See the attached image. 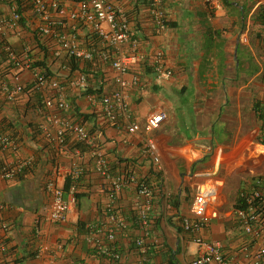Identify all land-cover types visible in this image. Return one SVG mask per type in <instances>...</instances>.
<instances>
[{
  "label": "crops",
  "instance_id": "0c3cea01",
  "mask_svg": "<svg viewBox=\"0 0 264 264\" xmlns=\"http://www.w3.org/2000/svg\"><path fill=\"white\" fill-rule=\"evenodd\" d=\"M109 1L127 11L136 41L138 60L130 74H137L140 83L129 93L132 121L143 124L157 108L165 109L168 119L151 133L129 134L108 125L99 105L92 106L87 93L71 87L77 73L66 76L59 64L51 68L52 74L61 73L57 96L71 103L69 109L48 111L40 94L29 91V82L25 92L10 102L2 86H13L15 70L7 68L8 74L0 78V132L13 138L17 147L0 149V168L24 158H32V165L19 177L0 178V199L7 205L0 215V264H141L142 260L191 264L198 246L180 226L179 217L191 215L195 191L201 186L217 191L201 236L221 245L226 264H243L244 246L253 250L264 244V237L245 233L235 208L252 177L264 172L259 117L264 112V0H220L215 8L205 0H166L164 30L153 23L146 0ZM71 2L66 6L72 7ZM8 5L0 3V15L7 13ZM25 13L28 16L29 10ZM81 37L86 45L91 35L85 29ZM21 38L18 46L31 45L33 28L27 25ZM129 46L125 45L128 52ZM159 51L165 68L173 72L167 80L155 73L154 56ZM86 72L90 91L106 93L116 87L109 65L86 66ZM50 114L80 122L98 134L113 176L129 172L127 184L112 200V180L101 175L95 158L85 152L86 172L78 186L82 198L63 224L44 218L51 199L46 183L57 172L59 185L64 186L75 157L45 137L44 128H57ZM146 140L165 166L160 174L145 153ZM146 180L152 188V205L144 251L136 238L145 234L139 211L146 199L139 195L138 183ZM113 217L125 226L116 229V239L110 242L107 233L115 226ZM98 241L116 246L121 258L100 254ZM41 245L47 250L39 255Z\"/></svg>",
  "mask_w": 264,
  "mask_h": 264
},
{
  "label": "built area",
  "instance_id": "2783aa9c",
  "mask_svg": "<svg viewBox=\"0 0 264 264\" xmlns=\"http://www.w3.org/2000/svg\"><path fill=\"white\" fill-rule=\"evenodd\" d=\"M66 1L69 0H26L20 8L16 2H12L8 5L7 13L0 15V62L3 66L15 70L13 86L8 83H3L2 86L6 98L10 102L15 101L25 92L29 82L32 84V91L40 94L43 105L48 111L67 110L69 105L65 98L57 96L61 90V73L54 75L51 68L59 64L60 70L65 71L68 76L72 71V62H76L77 74L70 81L71 87L87 93L86 98L92 106L99 105V114L108 125L124 129L129 134L142 131L151 133L158 130L168 119V113L163 108L151 112L143 124L132 121L129 93L139 86L140 77L134 73L130 74L133 64L138 60V54L135 52L136 41L131 38L132 30L127 11L109 0H71L72 7H67ZM165 2L166 0H147L151 19L160 30L167 27L168 15ZM205 2L215 8L219 6L220 0H205ZM26 10H29L28 16ZM27 25L33 28V43L31 45L25 43L20 47L17 44L22 39V31ZM85 29L91 37L87 40V44L83 45L81 31ZM12 36L17 38L15 42L12 41ZM128 43L131 49L129 52L125 50V45ZM154 58L157 78L167 80L172 77V70L165 68L163 64V53L157 52ZM97 63L109 65L115 72L116 87L110 92H93L89 89L90 80L86 66ZM259 113L264 114V112ZM50 121L57 128L54 131L48 127L44 128L45 137L57 144L63 152H70L75 157L66 176L73 182L67 191L68 197H65L64 186L59 185L57 172L46 183V191L51 199L44 218L53 223L63 224L68 221L71 208L78 202L77 181L86 172L84 153L80 149H71V138L68 142V137H73L77 142L85 143L90 147L89 153L95 158L101 175L112 180L109 188V197L112 200L123 190L128 176L126 172L117 176L111 174L109 163L98 143V134L91 132L80 123L55 118L52 114ZM261 141L264 143L263 133ZM145 142L147 143V140ZM16 147L17 143L13 138L0 132V149ZM145 153L152 158L155 171L164 172L165 166L153 143H147ZM31 164L32 158H24L13 165L3 166L0 168V178H13ZM58 170L59 168L56 171ZM256 183L259 184L260 180L257 179ZM138 193L146 199L139 211L145 234L136 238V245L140 250L145 251L146 237L150 231L148 213L152 205V188L145 181H140ZM242 193L243 196L245 193L243 191ZM216 196L217 191L214 188L199 187L191 204V215L179 217L183 230L198 246L197 255L191 264H226L221 245L205 240L200 234L209 221L207 211ZM244 198L246 207L236 209L241 227L247 235L256 239L264 237V188H256ZM6 210V203L0 199V215ZM113 219L115 226L107 233L110 242L116 239V229L125 226L123 220H118L117 217ZM4 227H7L6 224ZM46 250V245H41L38 250L39 255ZM98 250L104 256L108 255L116 260L121 258L113 246H106L101 241H98ZM240 253L244 259L243 264H264V244L253 250L248 245L244 246ZM141 264L151 263L142 260Z\"/></svg>",
  "mask_w": 264,
  "mask_h": 264
},
{
  "label": "trees",
  "instance_id": "16d2710c",
  "mask_svg": "<svg viewBox=\"0 0 264 264\" xmlns=\"http://www.w3.org/2000/svg\"><path fill=\"white\" fill-rule=\"evenodd\" d=\"M2 1H6L7 2V4H12V2H16L17 3V5L19 6V8L26 2V0H0V3H2ZM146 2H147V0H146ZM261 17H262V20H263V22H264V5L262 6V8H261ZM22 24L24 25V22L22 21ZM168 24V21L166 22V25ZM77 64L78 63H76V62H72V71H71V74H74L75 72H76V68L78 67L77 66ZM85 67V66H84ZM7 66H3V63L2 62H0V78H4V76H2V74L3 75H6V74H8V72H7ZM29 91L31 92V93H33V91H32V86H31V88H29ZM66 102L68 103V105L69 104H71V103H69L67 100H66ZM258 103V105H260L259 104V102H257ZM70 108V105H69V107H68V109ZM41 109H43V108H41ZM80 115V114H79ZM81 116V115H80ZM260 119H261V121H262V133L264 134V114H261L260 116ZM73 123H80V122H77V121H72ZM81 124V123H80ZM83 125V124H82ZM83 126H85V125H83ZM86 127V126H85ZM87 128V127H86ZM70 138H71V140H70ZM69 140H70V148L71 149H80L83 153H85V152H90V147L89 146H87V144H85V143H82V142H77L76 140H74L73 139V137H68V142H69ZM32 165V164H31ZM31 165H29L28 167H25L23 170H22V172H20L19 174H17L15 177H19L20 175H22L23 173H24V171L27 169V168H30L31 167ZM127 172V171H126ZM129 172H127V176L129 177ZM160 174V173H159ZM15 177H13V178H15ZM10 179H12V178H10ZM128 179V178H127ZM127 179H126V183H125V185L127 184ZM260 180V183L258 184V183H256V180ZM80 180H81V178L77 181V183H78V186H79V183H80ZM146 183H147V180L145 181ZM73 182H72V180H71V178L70 177H66V181H65V185H64V188H65V191H66V193H67V191L69 190V188H70V186H71V184H72ZM261 184H262V186H261ZM149 185V184H148ZM260 187H262V188H264V173L262 174V175H255V176H253L252 177V179H251V181H250V183L248 182V186L245 188V189H243L242 191L245 193L243 196H242V191H241V193L239 194V197H238V199H237V202H236V206H235V208L236 209H244L245 207H246V200H245V198H244V196H246V195H248L249 193H251V192H253L256 188H260ZM76 197H77V200H78V202H79V199L80 198H82V195L80 194V193H78V191H77V193H76ZM263 213H264V210H263ZM149 217V216H148ZM137 219H138V217H137ZM180 224V223H179ZM181 226V225H180ZM182 227V226H181ZM183 228V227H182ZM178 230L179 231H181L182 229L179 227L178 228ZM112 244V243H111ZM111 247H112V245H110ZM116 248V246H114V249ZM116 250V249H115Z\"/></svg>",
  "mask_w": 264,
  "mask_h": 264
}]
</instances>
